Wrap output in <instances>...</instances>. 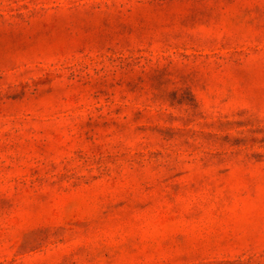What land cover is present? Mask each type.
<instances>
[{
	"label": "rangeland",
	"instance_id": "374dc122",
	"mask_svg": "<svg viewBox=\"0 0 264 264\" xmlns=\"http://www.w3.org/2000/svg\"><path fill=\"white\" fill-rule=\"evenodd\" d=\"M0 264H264V0H0Z\"/></svg>",
	"mask_w": 264,
	"mask_h": 264
}]
</instances>
